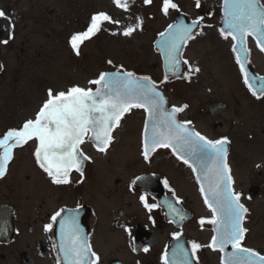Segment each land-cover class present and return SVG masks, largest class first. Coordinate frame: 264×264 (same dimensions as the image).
Instances as JSON below:
<instances>
[{"label": "flooded vegetation", "instance_id": "af4514ba", "mask_svg": "<svg viewBox=\"0 0 264 264\" xmlns=\"http://www.w3.org/2000/svg\"><path fill=\"white\" fill-rule=\"evenodd\" d=\"M21 1L0 0V10L11 21L9 24L8 19H0V138L9 129H19L26 120L35 119L48 99L49 90L42 100L37 97L38 88H33L32 92L31 86L22 82L24 56L21 59L22 48L15 44L24 43V32L21 34L27 24V37L40 35L44 28L45 38L56 41V32L46 29L50 25L45 13L53 11H47L38 3L22 6ZM63 1L74 6L73 0ZM259 2L264 4V0ZM79 3L81 6L78 5L75 12L69 9V14L61 13L57 19L78 28L72 31L71 37L85 32V0ZM214 8L219 24L221 8L219 4ZM219 38L227 41L225 51L229 67L225 82L212 78L206 91L208 98H201L196 93L197 83L186 70L178 79L182 93L177 105L169 102L174 90L166 91L168 106L188 105L177 116L181 122L191 121L190 127L208 139L228 138L227 163L234 181L233 189L241 193V203L249 210L242 225L248 230L242 246L264 255V96L257 99L244 83L231 37ZM60 40L62 42V37ZM84 43L80 44L79 51ZM246 45L250 51L248 59L243 61L244 68L250 83L257 87L259 78L264 77V52L250 36ZM9 49H15L11 58L17 63L12 65L8 62ZM71 52L76 53L72 47ZM26 85L30 86L28 90ZM73 86L78 85L72 84L60 91L66 92ZM195 101L198 105L192 113L191 102ZM145 119L143 109L126 113L120 126L113 131L114 139L106 152L97 151L85 137L80 147L90 159L82 164L83 175L75 169L70 172L68 184H53L39 167L34 156L35 140L14 149L8 171L0 178V264H65L60 250V220L70 214L68 210L76 209L79 211L74 214L82 234L100 257L99 264H163L165 253L168 264L173 261L179 264L181 258L174 256L178 246L187 252L190 264H222L232 248L228 246L220 252L207 247L214 233L212 225L199 223L201 218L210 219L211 212L199 190L197 174L170 149H158L149 161L144 160ZM132 135L136 144L131 156L132 142L128 140ZM136 177L145 179L137 181ZM165 180L168 187L164 185ZM145 194L149 203L158 205L151 213L140 201V196ZM177 199L181 203L177 204ZM169 204L179 209L185 219L180 220L173 214L166 206ZM61 209L66 211L53 223L52 215ZM50 223L53 228L46 232L45 225ZM175 233H180L178 240L173 239ZM192 241L204 246L196 252L195 258L191 251Z\"/></svg>", "mask_w": 264, "mask_h": 264}, {"label": "snow or ice", "instance_id": "6c2138e0", "mask_svg": "<svg viewBox=\"0 0 264 264\" xmlns=\"http://www.w3.org/2000/svg\"><path fill=\"white\" fill-rule=\"evenodd\" d=\"M113 3L125 12L129 10L127 0H113ZM144 3L151 4L152 0H144ZM195 4L199 8L200 0H195ZM170 9L180 12L179 6L173 0H162V13L168 16ZM223 11L224 27L220 29V34L224 39L231 37L234 42L232 50L237 53L236 63L244 74V83L252 95L260 99L264 96V77L259 78L257 87H253L243 61L248 59L250 51L246 45L249 36L255 40L259 50L264 52V4H260L259 0H223ZM0 19H8L11 24L10 18L3 10H0ZM203 19L199 17L191 23L180 19L177 23L169 24L166 31L159 34L165 67L171 75L181 76L182 65L189 64L187 60L182 59L183 48L188 41L200 34L195 30L201 27ZM105 22L115 25L120 23L107 13L101 12L91 17L85 32L72 35L70 44L77 55L80 44L101 31ZM142 24V19L137 17L136 24L125 28L122 34L131 36ZM239 53H243V57ZM188 71L199 72V68L189 67ZM167 72L162 83L168 81ZM89 83L97 86L95 91L92 88L73 86L66 92L54 94L49 89L48 99L35 119L26 120L19 129H9L0 138V178L8 171V166L14 158V149L35 140L36 163L51 178L53 184H68L70 172L75 169L83 175L82 164L90 159L80 147L85 143V137L94 144L97 151L106 152L114 139L112 133L120 126L124 115L132 109H143L146 113L142 140L144 160L149 161L150 156L158 149H170L178 160L197 174L199 190L211 212L210 219L201 218L199 223L201 226L206 223L212 225L214 233L207 247L213 251L224 252L231 246L232 252L222 259V264H264V255L242 246L248 231L242 225L249 210L241 203V193L233 189L234 181L227 163L228 138L208 139L194 127H190L191 121L181 122L177 116L184 112L188 105L168 109L165 96L158 89L156 82L148 76L137 77L135 73L121 68L115 72H102L97 79ZM144 179L136 177L137 181ZM135 182L133 181L134 184ZM164 185L168 187L167 180ZM169 191L175 195L171 188ZM140 201L149 213L158 207L157 204L148 202L146 194L140 196ZM176 203L181 201L177 199ZM166 206L173 214L178 215L180 220L185 219L179 209L171 204ZM65 211L61 209L52 215V222L56 223ZM68 211L70 214L60 220V250L65 264H99L100 257L92 251L88 238L82 234L74 214L79 209ZM53 223L45 225L46 232L52 230ZM179 238L180 233L173 234V239ZM202 247L204 246L195 241L191 242L194 258ZM144 251L147 252L148 249L144 248ZM187 255L182 246H178L177 252L174 253V256L181 258L179 264H190ZM162 259L163 264H168L167 253ZM173 264H177V261H173Z\"/></svg>", "mask_w": 264, "mask_h": 264}, {"label": "rangeland", "instance_id": "374dc122", "mask_svg": "<svg viewBox=\"0 0 264 264\" xmlns=\"http://www.w3.org/2000/svg\"><path fill=\"white\" fill-rule=\"evenodd\" d=\"M79 1L73 0L74 6L63 0L21 1L22 6L27 3H38L45 6L47 11H53L52 13H45L50 25L46 29L56 32V41L45 38L44 28L41 29L40 35L34 38L33 35L27 37V30L29 29L27 24L21 34L23 35L24 32V43L15 44V46L20 45L22 48L21 59L24 56L22 67L25 70V77L22 82L30 85L32 92L33 88H38L37 97L39 96L40 99L46 98L45 92L49 89L55 94L72 84L85 86V88L93 87L89 81L97 79L101 72L122 68L124 71H130L136 75L150 77L162 85L166 91H169V88L174 90V93L169 96V102L177 105L179 95L182 93L178 88L181 81L174 79L162 83L164 76L161 59L153 48V41L172 21L173 16L180 12L185 13L189 20L197 17L204 18L201 27L197 30L200 34L188 41L182 55V59L189 62L188 69L189 67L192 69L199 68V72L188 71L187 69V73L197 83V95L200 94L201 98H208L206 91L211 85L212 78L225 82L226 71L229 67L225 51L227 41L219 38L221 36L220 31L213 21L214 6L220 4V0H200L201 6L199 8L196 7L195 0H173L179 6L180 12L170 9L168 16H165L161 11L162 0H152L151 4H145L144 0H127L128 4L131 2L127 12L117 8L113 0H85V24H83L85 31L89 26L91 17L101 12L107 13L113 20H119L120 23L115 25L105 22L101 31L85 40L79 55H77L71 52V45H69L72 31L76 27L72 28L71 24L68 25L65 20L57 19L61 13L69 14V9L73 8L75 12L78 5L81 6ZM137 17L142 19V27L133 32L131 36H124L123 30L135 25ZM60 37H62V42ZM14 51L15 49L13 51L9 49L8 62L10 65L14 62L17 63L16 59L11 58L15 53ZM28 85H26L27 90L30 88ZM196 102H191L192 113L197 108ZM130 132L135 133L134 131ZM128 142H132L130 154L132 156L136 144L133 135Z\"/></svg>", "mask_w": 264, "mask_h": 264}, {"label": "water", "instance_id": "95a60500", "mask_svg": "<svg viewBox=\"0 0 264 264\" xmlns=\"http://www.w3.org/2000/svg\"><path fill=\"white\" fill-rule=\"evenodd\" d=\"M222 10H223V7H222ZM180 19H183L185 23H189V22H187V17H186V15L180 13V14H178L177 16H175V18H174V22H173L172 24L177 23ZM223 21H224V11H223L222 23H221L220 28H223V27H224V23H223ZM190 23H191V22H190ZM167 28H168V27H167ZM167 28H166V29H167ZM166 29H165L164 31H166ZM225 30L227 31V29H225ZM164 31H163V32H164ZM160 42H161V37H160V35H158L157 39H156L155 42H154V49H155L156 51H158L159 54H160V56H161L164 75H166L167 70H166V67H165L164 56H163V54H162V50H161V48H160ZM239 55H241V56L243 57L244 54L239 53ZM184 68H185V66L182 65V72H181V75L183 74V70H184ZM115 71H117V70H115ZM115 71H107V72H115ZM167 74H168V77H169L168 79H170V78H174V77H178V76H173V75H171L170 72H167ZM179 77H180V76H179ZM96 87H97V86H96ZM158 89L161 91V93H162V94L165 96V98H166V95H165L164 90H162V89H160V88H158ZM94 91H95V90H94ZM166 100H167V98H166ZM166 107H167V104H166ZM170 109H171V108H170Z\"/></svg>", "mask_w": 264, "mask_h": 264}]
</instances>
